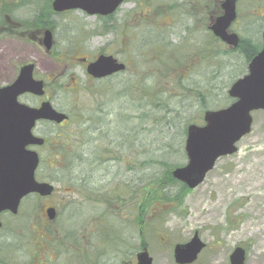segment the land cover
<instances>
[{"label": "rangeland", "instance_id": "374dc122", "mask_svg": "<svg viewBox=\"0 0 264 264\" xmlns=\"http://www.w3.org/2000/svg\"><path fill=\"white\" fill-rule=\"evenodd\" d=\"M10 1L0 5L10 7ZM18 1L12 12L2 13L7 26L0 27V85L14 79L23 63L34 62L35 76L47 84L40 98L69 120L61 126L39 122L34 130L48 140L35 148V177L55 190L22 199L16 215L1 214L0 264L47 258L49 264H135L144 247L152 264H177L174 246L194 232L205 246L188 264H230L237 246L245 251V264H264V110L251 113V131L237 141L235 152L217 159L200 184L190 189L166 180L165 194L175 200L145 204L154 182L166 176V165L186 162L185 126L201 124L205 109L226 106L227 87L245 70L242 57L217 53L213 45L209 61L192 56L195 63H176L170 52L200 45L201 32L186 29V16L137 20L149 11L132 15L135 0L104 20L81 10L49 12L53 45L46 51L41 39L47 26L33 22L46 0ZM100 52L131 63L132 70L93 81L79 59ZM20 100L40 102L32 94ZM48 206L57 212L45 225ZM47 231L77 236L70 248L79 256L45 255Z\"/></svg>", "mask_w": 264, "mask_h": 264}, {"label": "water", "instance_id": "95a60500", "mask_svg": "<svg viewBox=\"0 0 264 264\" xmlns=\"http://www.w3.org/2000/svg\"><path fill=\"white\" fill-rule=\"evenodd\" d=\"M123 0H53L52 9L61 12L81 9L89 15L113 13ZM224 13L211 26L213 33L229 45H237L238 36L227 29L235 19V0H224ZM42 44L48 51L52 46V33L45 30ZM34 63L23 64L16 79L0 86V213L18 212L21 199L29 194L49 196L54 187L47 181H39L35 171L39 163L36 150L28 146L42 145L44 138L34 135L33 128L38 120L60 123L67 118L46 100L38 107L29 106L18 100L24 93L37 96L44 94L43 81L33 78ZM124 70V64L111 55H100L87 64L89 75L99 78ZM228 95L234 101L223 108L207 109L203 112V124H188L184 141L186 163L175 167L172 176L194 188L203 181L219 157L237 150L236 142L250 132L251 112L264 110V47L248 64V72L236 79L228 88ZM49 219L55 216V209H46ZM1 225V222H0ZM204 244L197 232L184 244H176L174 258L177 263L192 262ZM136 264H151L146 249L136 254ZM244 250L237 246L230 254L231 264H244Z\"/></svg>", "mask_w": 264, "mask_h": 264}, {"label": "flooded vegetation", "instance_id": "af4514ba", "mask_svg": "<svg viewBox=\"0 0 264 264\" xmlns=\"http://www.w3.org/2000/svg\"><path fill=\"white\" fill-rule=\"evenodd\" d=\"M51 1V0H50ZM137 4L135 7L132 9V15H138L139 13L143 10H148L149 13L144 16V17H136L138 19H143L145 17L149 16H163L165 17H172V16H186L188 20V24L186 26V29L189 31L190 29H194L193 31L195 32H201L200 38H202L201 44L197 45L196 47L192 45H189L190 49H187L188 46H183L181 48L175 47V49L170 52L172 55V59L176 63H185L187 61V64H192L195 63V59L201 60L202 63L209 61L210 59V52L212 50V46H215L214 51L223 55L226 54H237L238 56L242 57L244 61V72L242 74L247 73L248 71V64L249 62L257 56L263 49L264 47V0H235V19L234 21L230 24V26L227 29L228 33H235L238 36V43L237 45H229L223 40H221L218 36H216L213 31L211 30V26L214 23L215 19L218 16H221L224 13V9L222 7V3L224 0H156V4H152L149 1L150 0H135ZM127 2V0H123V2L116 8V10L108 15H97L99 19H110L112 15L120 9L122 5H124ZM52 1L50 2V8ZM75 10H80V9H75ZM75 10H64L62 12H55L53 9H51L52 13H66L68 11H75ZM13 11V0L10 1V12ZM82 11V10H81ZM84 12V11H82ZM85 13V12H84ZM200 16V18H196ZM196 19L197 23L194 22V19ZM151 22H154L152 18H150ZM165 22V21H164ZM163 22V23H164ZM165 24V23H164ZM141 26H143L141 24ZM185 26V24H184ZM130 24L124 23L122 25V28H125V30L129 29ZM144 27H146L144 25ZM137 28V27H133ZM240 29L243 31V33H239ZM13 31V27H12ZM13 33V32H12ZM144 41V40H142ZM162 48L164 49L165 46L168 47L167 44H161ZM160 47V46H159ZM193 47V48H192ZM191 51L190 54H186L185 52ZM213 51V50H212ZM166 54V53H165ZM100 55H111L114 57L118 62H121L124 64V70L123 71H117L114 72L110 75H107L105 77H99L95 78L91 75H89L86 71L87 64L96 60ZM144 56V55H143ZM194 58V61H191V58ZM182 57H184L182 59ZM85 66V71L86 74L90 79L93 81H105V80H110L117 76L120 73H128L130 70H132L131 66L132 64L126 61L119 60L117 57H115L111 53H97L94 58L88 60L86 57H81L79 59ZM183 61V62H182ZM178 65V64H177ZM173 68V67H172ZM35 69L36 65L34 68V78L36 79H42V78H37L35 76ZM176 72V70H174ZM135 73V72H134ZM177 74V73H176ZM17 75V74H16ZM138 75V73H137ZM43 80L44 83V89L46 88V83ZM13 79L5 84L12 83ZM40 99V102L45 99ZM39 102V103H40ZM39 103L35 106H38ZM54 107V106H53ZM55 108V107H54ZM56 110L60 111L59 109L55 108ZM63 112V111H60ZM67 115V119L63 120L60 123H53L50 121H43L47 122L48 124L52 125H63L64 123L68 122L69 120V115ZM47 139H45V143L42 145H46ZM49 207V206H48ZM57 212V211H56ZM6 213V211H5ZM56 216L52 219L54 220ZM50 219L45 215L44 216V224L46 225L47 222ZM2 226V223H1ZM0 226V228H1ZM45 233V252L44 254L47 255L48 253L51 254V256H55L56 254L59 255H67L69 253H72L73 255L75 254L76 249L70 248L71 241L74 244H77V236L73 235H54L53 232ZM79 245V244H78ZM143 245V243H142ZM78 251H81L78 250ZM79 256V255H77ZM198 257V255H197ZM197 259V258H196ZM51 261V258H47L44 260L43 263H39L36 261V263H30V264H49L48 262ZM92 264V263H90Z\"/></svg>", "mask_w": 264, "mask_h": 264}, {"label": "trees", "instance_id": "16d2710c", "mask_svg": "<svg viewBox=\"0 0 264 264\" xmlns=\"http://www.w3.org/2000/svg\"><path fill=\"white\" fill-rule=\"evenodd\" d=\"M24 1V0H23ZM22 1H18V0H13V9H14V6H17L18 4H21ZM9 6H6V5H0V27L2 28V31L3 29H5V27L7 26V24L5 23V20H4V16L2 15L3 12H6L9 10ZM49 12H51V8H50V0H46L45 1V5L42 9V11L38 14L39 16L36 17L33 22L35 25H42V27H46V28H49L51 27V23L50 21L48 20V16H49ZM9 15V14H8ZM30 24V23H29ZM28 24H26L27 26ZM0 31V32H2ZM6 32H9V31H6ZM3 33V32H2ZM199 97L201 98H204L206 95L203 94V93H200L198 94ZM201 95V96H200ZM230 101V98L228 97V95L226 94L224 96V103L225 104H228ZM201 118V117H200ZM185 132V130H184ZM172 166L170 165H166V176L164 178H160L158 179L157 181L154 182L155 184V187H153L150 191V194L149 193H146V197H145V204H150L152 203L153 201H158V200H168V201H171V200H175L176 197H167V195L165 194L167 188H168V185H164L168 182H175L176 180L172 177L171 175V170H172ZM164 173V175H165ZM167 180V181H166ZM157 183V184H156ZM164 183V184H162ZM184 186V188H187L184 184H182ZM66 232H64V235H65Z\"/></svg>", "mask_w": 264, "mask_h": 264}, {"label": "bare ground", "instance_id": "6f19581e", "mask_svg": "<svg viewBox=\"0 0 264 264\" xmlns=\"http://www.w3.org/2000/svg\"><path fill=\"white\" fill-rule=\"evenodd\" d=\"M234 182H236V181H234ZM197 206L199 205V204H196ZM203 209H207V210H210L211 209V205H209V204H204V206L202 207Z\"/></svg>", "mask_w": 264, "mask_h": 264}]
</instances>
